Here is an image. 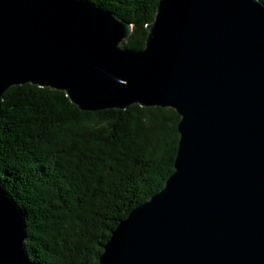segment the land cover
Wrapping results in <instances>:
<instances>
[{"label":"water","instance_id":"1","mask_svg":"<svg viewBox=\"0 0 264 264\" xmlns=\"http://www.w3.org/2000/svg\"><path fill=\"white\" fill-rule=\"evenodd\" d=\"M88 0H0L6 91H61L80 111L170 108L173 171L111 232L98 264H264V3L161 0L144 48ZM0 186V264H34Z\"/></svg>","mask_w":264,"mask_h":264},{"label":"trees","instance_id":"2","mask_svg":"<svg viewBox=\"0 0 264 264\" xmlns=\"http://www.w3.org/2000/svg\"><path fill=\"white\" fill-rule=\"evenodd\" d=\"M132 25L144 48L161 0H88ZM264 3V0H261ZM178 115L170 108L80 111L61 91L11 87L0 106V186L25 215L34 264H98L111 232L173 171Z\"/></svg>","mask_w":264,"mask_h":264}]
</instances>
